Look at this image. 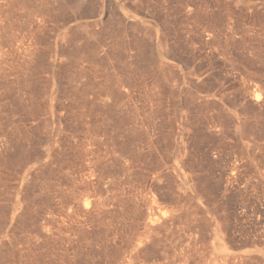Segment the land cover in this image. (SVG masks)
<instances>
[{"label":"rangeland","instance_id":"rangeland-1","mask_svg":"<svg viewBox=\"0 0 264 264\" xmlns=\"http://www.w3.org/2000/svg\"><path fill=\"white\" fill-rule=\"evenodd\" d=\"M0 264H264V0H0Z\"/></svg>","mask_w":264,"mask_h":264}]
</instances>
